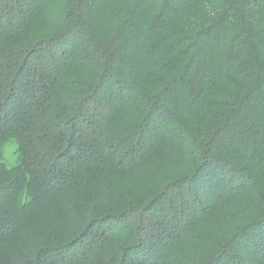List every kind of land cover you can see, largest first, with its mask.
Segmentation results:
<instances>
[{"label":"trees","instance_id":"trees-1","mask_svg":"<svg viewBox=\"0 0 264 264\" xmlns=\"http://www.w3.org/2000/svg\"><path fill=\"white\" fill-rule=\"evenodd\" d=\"M0 264H264V0H0Z\"/></svg>","mask_w":264,"mask_h":264},{"label":"rangeland","instance_id":"rangeland-1","mask_svg":"<svg viewBox=\"0 0 264 264\" xmlns=\"http://www.w3.org/2000/svg\"><path fill=\"white\" fill-rule=\"evenodd\" d=\"M13 149H8L5 153L6 162L10 165H13L15 163V155L13 154Z\"/></svg>","mask_w":264,"mask_h":264}]
</instances>
